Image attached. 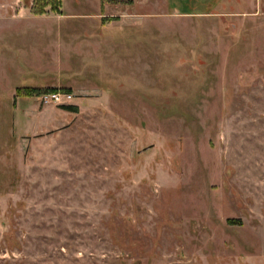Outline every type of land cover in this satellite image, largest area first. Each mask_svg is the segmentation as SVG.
Here are the masks:
<instances>
[{
	"label": "rangeland",
	"instance_id": "obj_1",
	"mask_svg": "<svg viewBox=\"0 0 264 264\" xmlns=\"http://www.w3.org/2000/svg\"><path fill=\"white\" fill-rule=\"evenodd\" d=\"M0 264H264V0H0Z\"/></svg>",
	"mask_w": 264,
	"mask_h": 264
},
{
	"label": "built area",
	"instance_id": "obj_2",
	"mask_svg": "<svg viewBox=\"0 0 264 264\" xmlns=\"http://www.w3.org/2000/svg\"><path fill=\"white\" fill-rule=\"evenodd\" d=\"M43 98L45 99V101L53 100L57 103H64L67 100L71 99L72 95L66 92L57 91L53 93H48L44 95Z\"/></svg>",
	"mask_w": 264,
	"mask_h": 264
},
{
	"label": "trees",
	"instance_id": "obj_3",
	"mask_svg": "<svg viewBox=\"0 0 264 264\" xmlns=\"http://www.w3.org/2000/svg\"><path fill=\"white\" fill-rule=\"evenodd\" d=\"M28 91H34V90H31V89H28ZM57 91H67V90H62V89H58V88H53V89H46L43 93H49V92H57ZM31 94V92H30ZM64 109L68 110V111H75V107L72 106V105H64L62 106Z\"/></svg>",
	"mask_w": 264,
	"mask_h": 264
}]
</instances>
